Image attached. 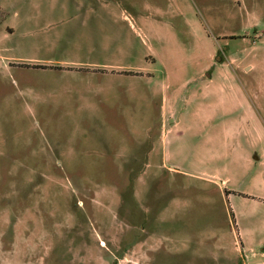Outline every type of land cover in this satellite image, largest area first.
I'll return each instance as SVG.
<instances>
[{
    "label": "rangeland",
    "instance_id": "374dc122",
    "mask_svg": "<svg viewBox=\"0 0 264 264\" xmlns=\"http://www.w3.org/2000/svg\"><path fill=\"white\" fill-rule=\"evenodd\" d=\"M0 264H264V0H0Z\"/></svg>",
    "mask_w": 264,
    "mask_h": 264
}]
</instances>
